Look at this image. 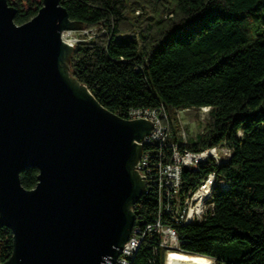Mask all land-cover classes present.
Wrapping results in <instances>:
<instances>
[{"label":"trees","instance_id":"obj_1","mask_svg":"<svg viewBox=\"0 0 264 264\" xmlns=\"http://www.w3.org/2000/svg\"><path fill=\"white\" fill-rule=\"evenodd\" d=\"M6 1L16 9L14 22L22 24L36 15L43 0ZM61 3L71 20L95 29L74 45L70 74L102 106L126 119L131 109L163 106L172 120V139L181 148L229 150L219 165L211 160L182 174L183 190L215 174L213 205L200 222L179 224L161 214L177 232L176 251L215 264H264V0ZM138 10L142 13L134 15ZM203 107L208 122L183 143L176 132L177 111ZM160 149L144 147L152 157ZM37 174L35 167L25 169L21 185L34 188ZM132 209L137 222H152L160 210L155 189ZM146 240L131 264H164L157 237ZM11 251L12 233L0 226V263Z\"/></svg>","mask_w":264,"mask_h":264},{"label":"water","instance_id":"obj_2","mask_svg":"<svg viewBox=\"0 0 264 264\" xmlns=\"http://www.w3.org/2000/svg\"><path fill=\"white\" fill-rule=\"evenodd\" d=\"M15 14L0 0V226L12 233L0 264H112L135 224L146 186L135 165L153 125L110 112L71 76L61 34L83 27L61 0L22 24Z\"/></svg>","mask_w":264,"mask_h":264},{"label":"built area","instance_id":"obj_3","mask_svg":"<svg viewBox=\"0 0 264 264\" xmlns=\"http://www.w3.org/2000/svg\"><path fill=\"white\" fill-rule=\"evenodd\" d=\"M88 31H91L90 34H92L95 29L65 30L62 32L61 38L74 47L85 37L83 34H87ZM73 32L83 34L81 37L72 36ZM203 109H207L208 112L207 107H203ZM127 119H144L153 125L151 132L145 135L140 142L143 148L135 170L146 179L143 194L147 193L150 188L155 189L160 210L152 222H137L136 218L128 240L123 244L124 247L119 250V255L112 264H131V259L141 244L148 242L147 237H157V245L165 250V256L169 251L177 250L179 246L177 232L170 223L162 222L161 214L168 216L170 222L179 224L200 222L213 205L211 192L215 184V174L211 172L194 189L183 190L182 174L186 171H193L198 168L200 163L211 160L219 165L226 160L229 153V150L224 146L205 148L201 151L181 148L172 139L170 129L172 120L163 106L151 109H131ZM182 142L185 143L186 140L182 139ZM149 145H158L161 149H166L169 152L166 155L160 149L159 155L152 157L148 150H144V147ZM219 184L221 187L226 186L224 182H219ZM152 248L156 250V245Z\"/></svg>","mask_w":264,"mask_h":264},{"label":"rangeland","instance_id":"obj_4","mask_svg":"<svg viewBox=\"0 0 264 264\" xmlns=\"http://www.w3.org/2000/svg\"><path fill=\"white\" fill-rule=\"evenodd\" d=\"M142 13L141 10L135 11L134 15L138 16ZM91 31L88 33L83 34L79 32L71 33L72 36L81 37L83 34L84 36L90 35ZM176 125L178 126L177 133L178 136H181L183 140H188L189 138H194L196 134L200 133L205 124L208 122V112L207 109H198V110H181L176 113ZM166 257V256H165ZM204 260V259H203ZM209 264H215L214 260L208 261ZM168 259H166V264ZM165 264V263H164Z\"/></svg>","mask_w":264,"mask_h":264},{"label":"bare ground","instance_id":"obj_5","mask_svg":"<svg viewBox=\"0 0 264 264\" xmlns=\"http://www.w3.org/2000/svg\"><path fill=\"white\" fill-rule=\"evenodd\" d=\"M166 259H168L167 264H209L206 260L184 256L181 251L176 250L169 251Z\"/></svg>","mask_w":264,"mask_h":264}]
</instances>
